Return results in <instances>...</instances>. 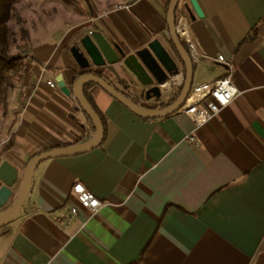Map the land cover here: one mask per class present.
Masks as SVG:
<instances>
[{
  "label": "crops",
  "instance_id": "0c3cea01",
  "mask_svg": "<svg viewBox=\"0 0 264 264\" xmlns=\"http://www.w3.org/2000/svg\"><path fill=\"white\" fill-rule=\"evenodd\" d=\"M198 1L204 15L189 14L200 55L193 84L231 73L241 92L195 128L180 110L146 119L90 85L105 136L91 150L35 167L19 214L0 227V264H264V0ZM127 2L129 9L92 5L30 26L25 70L7 112L0 109V155L18 167L17 183L33 155L95 131L75 93L56 79L62 74L72 85L83 71L70 47L84 34L100 31L127 52L159 37L185 73L166 41L170 0ZM255 26V38L244 39ZM94 67L144 101L147 85L122 62ZM191 132L196 145L186 138ZM77 181L104 201L98 211L78 202Z\"/></svg>",
  "mask_w": 264,
  "mask_h": 264
},
{
  "label": "water",
  "instance_id": "95a60500",
  "mask_svg": "<svg viewBox=\"0 0 264 264\" xmlns=\"http://www.w3.org/2000/svg\"><path fill=\"white\" fill-rule=\"evenodd\" d=\"M180 2L181 0H170L167 9V23L170 36L185 64V79L177 98L165 106L153 107L138 103L105 77L92 71L98 69L94 66H107L108 64L122 62L142 84L147 85L146 96L148 98L160 97L162 95L160 83L165 82L169 76L178 73L180 67L159 37L151 39L144 47L132 52H127L121 45L112 42L100 31L86 33L71 45L70 51L77 63L83 68V71L74 79L72 85L65 81L62 74H59L56 79L65 93L70 94L71 91L75 93L81 108L92 119L95 131L86 140L67 145H55L33 155L25 165L17 191L14 186L19 177L18 167L8 159H3L0 162V207L6 205L15 195L10 207L0 213V227L12 221L19 214L31 187L33 171L42 160L55 156L80 154L101 143L104 136V124L101 116L84 93L83 86L85 82H96L112 96L143 117H161L179 110L194 80V61L189 49L182 41L176 24V12ZM185 8L191 17H195L196 13L200 16L204 15L198 0H187Z\"/></svg>",
  "mask_w": 264,
  "mask_h": 264
},
{
  "label": "built area",
  "instance_id": "2783aa9c",
  "mask_svg": "<svg viewBox=\"0 0 264 264\" xmlns=\"http://www.w3.org/2000/svg\"><path fill=\"white\" fill-rule=\"evenodd\" d=\"M121 7L129 9L130 4H118L112 9L115 10ZM104 13H107V11H104ZM176 24L182 39L186 40L189 45V51L193 60H198L200 55L190 35L189 15L184 8V3L177 11ZM166 41L172 48L169 38H166ZM217 59L224 61V54L219 53ZM184 79L185 73L183 70L179 69L178 73L169 76L165 82L160 83L162 97L170 98L178 94L183 86ZM48 83L51 86L57 85V81L54 78L49 79ZM240 92L241 91L232 79L231 73H227L216 79L214 82H199L192 84L191 89L179 110L188 115L192 119L195 128H198L215 116L222 107L227 105ZM74 97H76V95ZM186 138L194 145L198 143L196 135L192 132L187 133ZM2 160L3 155H0V162ZM73 192L75 193L78 202L82 206L88 207L93 212L98 211V209L104 204V201L81 181L74 183ZM77 211L78 207L76 205L71 207L72 214H76ZM53 216L56 219H62L58 214H53Z\"/></svg>",
  "mask_w": 264,
  "mask_h": 264
},
{
  "label": "trees",
  "instance_id": "16d2710c",
  "mask_svg": "<svg viewBox=\"0 0 264 264\" xmlns=\"http://www.w3.org/2000/svg\"><path fill=\"white\" fill-rule=\"evenodd\" d=\"M18 0H0V109L3 110L4 113L7 112L9 101H8V93L10 89L15 85L16 80L20 77L22 72L25 70V64H26V58L29 53L30 48V31L29 28L24 25L23 18L20 16V14L17 13L16 10V2ZM68 3H72L73 0H65ZM89 7H91V0H84ZM17 17L19 23H21L20 26V39H18L16 33L9 25V20L11 17ZM258 27H254V33L252 35H246L244 39H253L256 36V30ZM168 38L169 41L175 50V53L179 56L181 61L184 64V61L180 57L176 46L170 36L169 29H168ZM184 45L189 49L188 43L182 39ZM16 48L15 51H12V46ZM185 66V64H184ZM97 75L105 77L109 82L114 84L116 87H118L121 91L128 94L130 97H132L135 101L138 103L147 105L146 103L140 101L138 98L134 97L129 91L126 90L124 86L118 85L114 80L104 71L100 69H94L92 70ZM81 72H78L75 74L74 79H76ZM73 79V81H74ZM90 85H99L94 81H87L85 82L83 86V90L89 101L93 104L99 115L101 116V119L104 124V130L106 129V117L105 115L96 107L93 96L91 91L89 90ZM178 94L175 97L168 98L166 100H163L159 103H155L153 106H165L171 102H173L177 98ZM146 97V96H145ZM89 121L92 124V127L95 129V125L90 118V116L86 113ZM146 119H151L144 117ZM105 136V133H104Z\"/></svg>",
  "mask_w": 264,
  "mask_h": 264
},
{
  "label": "rangeland",
  "instance_id": "374dc122",
  "mask_svg": "<svg viewBox=\"0 0 264 264\" xmlns=\"http://www.w3.org/2000/svg\"><path fill=\"white\" fill-rule=\"evenodd\" d=\"M129 0H91V7L92 5L94 7L99 8H108L115 7L118 4H125L128 3ZM16 10L17 13L20 14V16L24 19L22 23L26 27L29 28L33 24H52V22L59 21V16L61 13L70 12L69 17H66L67 19L70 18V15L73 14H86L83 11L89 13V10L92 8L87 5V3L84 0H73L72 3H68L65 0H18L16 2ZM91 8V9H90ZM9 25L16 33L18 39H20V26L21 23H19L17 17L13 16L9 20ZM16 48L14 45L12 46V51H15ZM21 180L19 183H16V189H19Z\"/></svg>",
  "mask_w": 264,
  "mask_h": 264
},
{
  "label": "flooded vegetation",
  "instance_id": "af4514ba",
  "mask_svg": "<svg viewBox=\"0 0 264 264\" xmlns=\"http://www.w3.org/2000/svg\"><path fill=\"white\" fill-rule=\"evenodd\" d=\"M180 8V4H179V6H178V8H177V11H178V9ZM184 8H185V3H184ZM185 10H186V8H185ZM186 12H187V10H186ZM188 13V12H187ZM188 15H189V13H188ZM176 18H177V12H176ZM177 20V19H176ZM167 31H168V29H167ZM169 35V34H168ZM181 91V90H180ZM145 93H146V91H145ZM180 93V92H179ZM178 93V94H179ZM177 95V94H176ZM176 95H174V96H172V97H175ZM146 96V95H145ZM143 97V99H144V101H142L141 99H139L140 101H142V102H144V103H146L148 106H153L155 103H159V102H161V101H163V100H158V99H161L162 98V95L160 96V97H155V96H153V97H151V98H148L147 96L146 97ZM152 98H155L156 100L155 101H151V102H149L150 100H152ZM171 98V97H170ZM166 99H168V98H166L165 97V99L164 100H166ZM148 101V102H147ZM153 107H158V106H153Z\"/></svg>",
  "mask_w": 264,
  "mask_h": 264
}]
</instances>
